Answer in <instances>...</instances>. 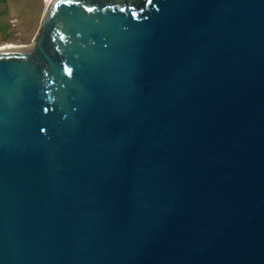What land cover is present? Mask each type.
<instances>
[{
	"label": "water",
	"instance_id": "obj_1",
	"mask_svg": "<svg viewBox=\"0 0 264 264\" xmlns=\"http://www.w3.org/2000/svg\"><path fill=\"white\" fill-rule=\"evenodd\" d=\"M0 264H264V0H51L0 49Z\"/></svg>",
	"mask_w": 264,
	"mask_h": 264
},
{
	"label": "rangeland",
	"instance_id": "obj_2",
	"mask_svg": "<svg viewBox=\"0 0 264 264\" xmlns=\"http://www.w3.org/2000/svg\"><path fill=\"white\" fill-rule=\"evenodd\" d=\"M44 9V0H0V48L30 46Z\"/></svg>",
	"mask_w": 264,
	"mask_h": 264
},
{
	"label": "bare ground",
	"instance_id": "obj_3",
	"mask_svg": "<svg viewBox=\"0 0 264 264\" xmlns=\"http://www.w3.org/2000/svg\"><path fill=\"white\" fill-rule=\"evenodd\" d=\"M51 0H44L45 4H48ZM1 48H9V46H6V47H1ZM0 48V49H1Z\"/></svg>",
	"mask_w": 264,
	"mask_h": 264
},
{
	"label": "flooded vegetation",
	"instance_id": "obj_4",
	"mask_svg": "<svg viewBox=\"0 0 264 264\" xmlns=\"http://www.w3.org/2000/svg\"><path fill=\"white\" fill-rule=\"evenodd\" d=\"M6 39H7L6 37L5 38L0 37V42L3 43Z\"/></svg>",
	"mask_w": 264,
	"mask_h": 264
}]
</instances>
